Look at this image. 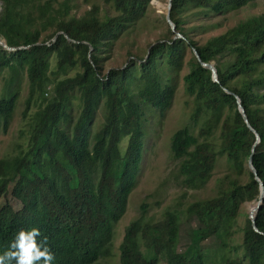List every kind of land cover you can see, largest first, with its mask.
Listing matches in <instances>:
<instances>
[{
	"label": "trees",
	"instance_id": "16d2710c",
	"mask_svg": "<svg viewBox=\"0 0 264 264\" xmlns=\"http://www.w3.org/2000/svg\"><path fill=\"white\" fill-rule=\"evenodd\" d=\"M70 1L0 0V40L24 46L0 45V133L7 132L25 85L22 115L37 106L26 121V143L0 158V264H96L110 254L114 228L138 182L146 112L166 114L175 86L163 72L180 68L187 51L184 90L196 105L193 122L200 114L204 120L198 131L188 123L170 136L178 185L205 187L223 155L235 177L227 174L217 195L191 202L184 213L168 209L154 223L143 214L132 220L119 245V262L208 264L204 242L214 239L215 252L242 249L240 257L220 255L217 264H264V197L255 214L259 232L241 211L244 201L259 195L247 166L255 134L235 96L224 90L238 96L259 135L252 162L264 185V12L199 43L190 35L196 25L187 26L191 18L199 24L254 0H171L170 19L183 38H174L167 23L148 55V50L139 59L130 54L126 65L105 73L103 53L144 16L151 0H102L111 11L91 3L79 16L70 14ZM191 47L203 62H213L217 82ZM94 122L99 123L93 132ZM242 173L244 182L237 177ZM182 214L196 226L178 251ZM237 233L241 241L230 245Z\"/></svg>",
	"mask_w": 264,
	"mask_h": 264
},
{
	"label": "rangeland",
	"instance_id": "374dc122",
	"mask_svg": "<svg viewBox=\"0 0 264 264\" xmlns=\"http://www.w3.org/2000/svg\"><path fill=\"white\" fill-rule=\"evenodd\" d=\"M1 3V2H0ZM71 15L79 16L85 10L89 9L91 3L99 5L101 9H112L103 3L102 0H71ZM167 0H151L147 6L146 13L133 26L124 31L117 40L113 42L106 52L103 53V69L108 72L111 68H119L128 63L130 54L132 57L139 59L145 56L149 45L157 39L164 37L167 32V22L165 20V8ZM264 12V0H254L241 8L227 10L223 13L212 15L201 23L191 18L187 26L196 25L190 30L192 38L199 43L204 42L207 38L224 32L229 27L235 25L237 21L246 19L254 14ZM45 33V32H44ZM46 34H43L45 37ZM190 52H186L185 59L180 68H170L163 72L164 77L170 78V83L175 86V94L170 108L166 114L161 117L153 108H148L146 112V121L143 124V159L140 165L138 182L128 197V203L124 215L120 218L114 228L112 246L110 254L97 261L96 264H120L119 262V245L122 241L125 227L134 219L143 214V219L147 222L154 223L161 219L166 210H175L185 212L186 207L198 199L209 198L217 195L221 187L220 181L233 171L230 169L226 156H219L216 161L212 176L205 187L201 189H186L178 185L176 173L178 170V161L173 160L170 153V136L171 134L185 124H192L195 131L204 120V114H200L196 123L192 120V114L196 107L193 99L189 97L184 90L183 76L189 70L188 61ZM264 67V65H263ZM7 77L8 74H5ZM4 78L0 79V88L3 85ZM27 96V87L21 91L17 100V105L11 123L6 133H0V158L15 153L17 145L26 143V121L28 116L36 110V104H32L28 111L27 117L22 115L25 108L24 99ZM100 115V113H99ZM98 115V116H99ZM100 119V117L98 118ZM98 123H93V132L96 131ZM219 127L214 132L215 142L220 143L218 136ZM241 182L246 181V175H238ZM15 209L19 203L13 197L6 198ZM256 200H246L241 204V211L248 212L254 207ZM145 208L141 212V205ZM196 226L195 219L186 218L181 215L180 233L177 243V250L181 251L189 241L190 229ZM241 241V233H237L230 245ZM205 247L209 248L208 264H217L220 255L224 254L228 258L240 257L242 249L234 251L233 249H221L214 251L216 241L211 239L204 242ZM213 253H216L212 256Z\"/></svg>",
	"mask_w": 264,
	"mask_h": 264
},
{
	"label": "water",
	"instance_id": "95a60500",
	"mask_svg": "<svg viewBox=\"0 0 264 264\" xmlns=\"http://www.w3.org/2000/svg\"><path fill=\"white\" fill-rule=\"evenodd\" d=\"M170 7H171V0H167V5H166V8H165V11H166V13H165V20L169 24L171 30L173 32H175L174 24H173V22L170 19ZM55 37L52 38V41L55 40ZM177 37L178 38H183V35H181L179 32H175L174 38H177ZM67 39L70 40V41H72L68 37H67ZM0 45H2L7 50H16V49L24 48V46L9 47V46H7L5 40H0ZM91 50H92V48L89 47V51H91ZM191 50H192L193 54L195 55L196 59L200 62V64L202 66L208 68L211 71V75H212L213 81L217 82L218 81L217 71H216V68H215L213 62H203L200 59V57H199L197 51L195 50V48L194 47H191ZM148 52H149V48H148V51H147V55H148ZM224 90L226 92H228V93H230V94H232V95L235 96L236 103H237L239 112L241 113L243 119L245 120L248 128L251 131H253L254 134H255V141H254V143L252 144V147H251V152H250L249 158L247 160V166H248L249 171L253 173V176H254L255 180L258 182V185H259V195H258V198H257V200L255 202L254 207L251 210L248 211V217H249V219L252 222V226H253L254 230L257 231V232H259V230L257 229V227L255 225V214H256L257 210L260 208V205H261V203L263 201V197H264V185H263V182L261 181V179L258 177L257 171H256L255 167L253 166L252 155L255 152V148H256L257 144H259L260 138H259V135L257 134V132L250 126V124L248 122V119L246 117V114H245V110H244V108H243V106H242V104H241L240 99L238 98V96L235 95L233 92H230L229 90L225 89V88H224Z\"/></svg>",
	"mask_w": 264,
	"mask_h": 264
},
{
	"label": "bare ground",
	"instance_id": "6f19581e",
	"mask_svg": "<svg viewBox=\"0 0 264 264\" xmlns=\"http://www.w3.org/2000/svg\"><path fill=\"white\" fill-rule=\"evenodd\" d=\"M252 209V208H251Z\"/></svg>",
	"mask_w": 264,
	"mask_h": 264
}]
</instances>
